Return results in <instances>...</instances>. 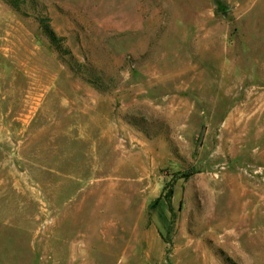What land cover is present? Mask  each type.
Returning <instances> with one entry per match:
<instances>
[{"label": "rangeland", "instance_id": "1", "mask_svg": "<svg viewBox=\"0 0 264 264\" xmlns=\"http://www.w3.org/2000/svg\"><path fill=\"white\" fill-rule=\"evenodd\" d=\"M0 0V264H264V0Z\"/></svg>", "mask_w": 264, "mask_h": 264}, {"label": "trees", "instance_id": "2", "mask_svg": "<svg viewBox=\"0 0 264 264\" xmlns=\"http://www.w3.org/2000/svg\"><path fill=\"white\" fill-rule=\"evenodd\" d=\"M11 10L24 18H31L37 23L39 30L49 45L56 52L60 60L72 71V73L94 88L106 90L108 86L103 78L90 65L78 62L65 44V39L58 36L51 25V18L45 5L39 0H1Z\"/></svg>", "mask_w": 264, "mask_h": 264}]
</instances>
